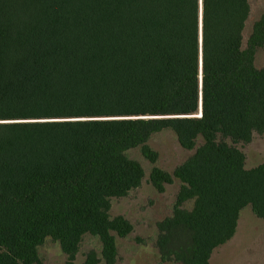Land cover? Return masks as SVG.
I'll return each instance as SVG.
<instances>
[{"label": "trees", "instance_id": "trees-1", "mask_svg": "<svg viewBox=\"0 0 264 264\" xmlns=\"http://www.w3.org/2000/svg\"><path fill=\"white\" fill-rule=\"evenodd\" d=\"M252 15L253 0H0V264H41L47 238L73 264L86 234L102 249L83 264H115L134 225L112 198L145 177L127 152L155 163L165 129L194 152L150 174L159 192L181 181L162 262L211 264L243 208L264 218V163L238 146L264 135Z\"/></svg>", "mask_w": 264, "mask_h": 264}, {"label": "rangeland", "instance_id": "rangeland-1", "mask_svg": "<svg viewBox=\"0 0 264 264\" xmlns=\"http://www.w3.org/2000/svg\"><path fill=\"white\" fill-rule=\"evenodd\" d=\"M262 13L264 0H253L250 23ZM257 64L264 65V48L257 55ZM148 145L159 154L155 163L142 153L140 146L127 152L130 157L138 160L145 170L141 185L124 197L112 198L111 216L123 215L134 225L128 236L117 237L119 255L115 264H179L161 261L156 239L158 223L173 212L181 181L174 177L172 183L166 184L165 191L159 192L152 184L150 174L154 166L173 173L194 150L182 147L176 133L171 129L154 133ZM238 146L246 154V167L264 163V135L256 134L252 142L240 143ZM192 206L193 200L184 204L185 208L190 209ZM101 249L100 240L86 234L72 263L83 264L90 250L100 254ZM39 253L41 264H70L59 243L51 238H47L39 247ZM211 264H264V218L258 217L250 205L241 210L234 237L214 250Z\"/></svg>", "mask_w": 264, "mask_h": 264}]
</instances>
